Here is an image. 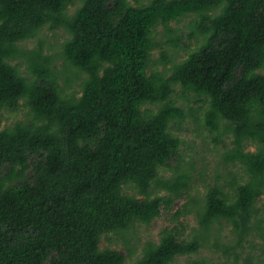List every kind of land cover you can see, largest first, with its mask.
<instances>
[{"label":"trees","instance_id":"trees-1","mask_svg":"<svg viewBox=\"0 0 264 264\" xmlns=\"http://www.w3.org/2000/svg\"><path fill=\"white\" fill-rule=\"evenodd\" d=\"M135 1L0 0V126L3 111L27 109L0 129V264H124L101 239L128 243L185 196L186 169L161 171L181 159L184 140L173 129L189 117L216 146L231 140L223 163L247 178L208 184L176 213L196 211L192 238L166 229L132 264L196 255L223 222L236 236L216 242L223 264L264 258V0ZM191 16L186 35L171 27ZM44 28L69 35L56 57L22 46ZM191 95L205 108L187 111L175 99Z\"/></svg>","mask_w":264,"mask_h":264},{"label":"rangeland","instance_id":"rangeland-1","mask_svg":"<svg viewBox=\"0 0 264 264\" xmlns=\"http://www.w3.org/2000/svg\"><path fill=\"white\" fill-rule=\"evenodd\" d=\"M132 4H135V0H129ZM141 3H148V0H140ZM77 8V5L69 7V14L72 15ZM194 18L191 16L182 20L181 23L173 22L171 27L177 29L180 32V35L184 36L188 33V27L190 21ZM163 27L160 26L155 32V38L157 42L165 41V37L161 35ZM69 35L61 28L52 31L48 28H44L38 35L27 42L22 43L23 47L28 49H42V51L51 56H55L62 51V45ZM188 44L189 42H185ZM193 47V44H192ZM169 50V49H168ZM170 51V50H169ZM160 50L154 52L155 58H160ZM185 56L184 51H179L177 57H174L175 60L181 61ZM58 67L62 66L63 58H56ZM25 73V71L23 70ZM178 89V88H177ZM191 101L186 102L181 97L175 96V99L180 105H184L186 110L189 111V108L200 109L205 108V103H197L193 96L191 95ZM200 114L204 110L199 111ZM25 113L27 109L22 107L17 113H11L8 111H3L1 114V126L2 129L5 125H9L16 120H22L25 118ZM177 134H179L184 140V144L181 146V159L179 161L175 160L171 163V167L162 170L161 176L164 178H170L177 173V168H185L189 176H191V187L187 191L184 197L178 199L174 202L170 209H162L161 214L157 217L149 226H139L137 228V234L134 235V238L129 240L127 243L119 235L109 234L104 235L100 242V248L104 249H117L126 257L124 264H132L136 259L141 255V250L147 242L159 243L162 237L163 231L175 230L179 233V236L182 238L191 239L195 234L194 228L198 227V219L196 211L189 214L177 215L176 213L179 210H184L185 206L188 204L189 199L193 196H198L201 198L206 192L208 184H222L228 185L232 177H243L246 179L247 176L244 173L242 167L234 166L232 164H225L222 160V154L232 148L231 140L226 139L225 145L220 144L216 146L212 142L210 134L200 126V123L195 122L192 118H187L181 128L177 130L173 129ZM248 151H254L255 146L252 144H247ZM189 163L193 164L192 169L188 167ZM221 176V179L218 177ZM230 189V188H228ZM124 192L127 194H135L131 186L124 187ZM166 194L161 192L160 195ZM143 198V196H138ZM188 208H191L190 206ZM257 208L261 213V216L264 215V196L258 201ZM213 235L210 237V243L205 245L201 251L192 256H180L176 259L173 264H187L191 259H203L207 264H223V248L216 247V242L226 245V243L233 242L235 239V234L233 233V227L225 222L222 225H216L213 228ZM174 232V233H175ZM258 236V233L254 231L253 237ZM218 237V238H217ZM217 238V239H216ZM252 238V237H251ZM257 241H260L257 239ZM131 248L134 249V252L131 254ZM249 250L246 249L243 252V257L246 256ZM255 255H260V250L255 251ZM261 260L258 264H264V258L261 257Z\"/></svg>","mask_w":264,"mask_h":264}]
</instances>
